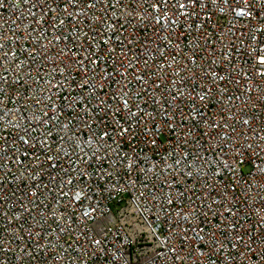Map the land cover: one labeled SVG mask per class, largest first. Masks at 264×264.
I'll list each match as a JSON object with an SVG mask.
<instances>
[{
	"label": "built area",
	"instance_id": "1",
	"mask_svg": "<svg viewBox=\"0 0 264 264\" xmlns=\"http://www.w3.org/2000/svg\"><path fill=\"white\" fill-rule=\"evenodd\" d=\"M264 0H0V264H264Z\"/></svg>",
	"mask_w": 264,
	"mask_h": 264
},
{
	"label": "snow or ice",
	"instance_id": "2",
	"mask_svg": "<svg viewBox=\"0 0 264 264\" xmlns=\"http://www.w3.org/2000/svg\"><path fill=\"white\" fill-rule=\"evenodd\" d=\"M261 62L264 63V59H262Z\"/></svg>",
	"mask_w": 264,
	"mask_h": 264
}]
</instances>
